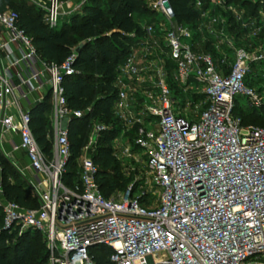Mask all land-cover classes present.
<instances>
[{"label":"built area","instance_id":"built-area-1","mask_svg":"<svg viewBox=\"0 0 264 264\" xmlns=\"http://www.w3.org/2000/svg\"><path fill=\"white\" fill-rule=\"evenodd\" d=\"M26 1L42 12L49 29H56L87 0L66 2L65 10L58 0ZM145 2L159 20L143 27L144 36L116 68L113 115L122 130L112 150L119 148L128 158L133 147L142 150L144 171L156 190L151 207L130 187L116 199L100 195L96 167L86 153L106 129L102 124H92L77 160L76 182L62 183L67 126L82 115L67 108L62 86L74 74L75 54L60 64L45 62L19 29L17 14L0 11V132L16 137L9 146L24 152L32 173L28 185L38 201L36 209H25L0 198L2 228L14 235L40 234L48 264H94L97 246L109 250L111 264H264V128L242 126L234 112L264 104L245 86L251 63L263 56L239 48L231 62L224 55L213 59L191 45V31L174 22L166 0ZM200 5L195 0V8ZM217 23L210 19L211 26ZM161 54L173 65L170 77L178 89L190 82L201 87L203 108L194 119L174 111ZM136 88L141 103L133 105L130 92ZM45 97L48 156L34 140L28 114ZM237 97H243L244 106ZM130 129L129 142L124 133Z\"/></svg>","mask_w":264,"mask_h":264},{"label":"trees","instance_id":"trees-1","mask_svg":"<svg viewBox=\"0 0 264 264\" xmlns=\"http://www.w3.org/2000/svg\"><path fill=\"white\" fill-rule=\"evenodd\" d=\"M69 2L72 0H62ZM166 0L174 22L191 31V45L199 51L209 53L213 59L221 48L207 35L197 43V24L201 12L209 7V0ZM264 10V0H260ZM238 2L242 20L250 21L256 14V3L248 0H224L222 6ZM11 10L17 14V25L30 39L36 54L45 62L62 63L72 55L73 49L81 45L75 54L72 68L74 74L63 80V93L67 108L82 112L80 118H71L67 126L68 157L62 174V183L70 186L77 179V160L82 147L88 140L92 124L98 123L106 129L98 134L93 145L91 160L96 167L95 182L100 195L108 199L117 191L125 190L129 180L124 178L118 162L112 153V141L122 130V125L113 115L116 89L113 79L116 68L130 53L132 46L144 36L143 27L156 19V14L146 5L145 0H87L79 13L64 18L56 29H49L43 22L42 12L26 0H0V11ZM226 29L231 30L234 22L229 13ZM146 20V21H145ZM244 30L241 31L243 33ZM197 37V38H196ZM237 37V35L235 36ZM260 36H257L259 38ZM215 47L218 48L215 50ZM168 72L167 82L173 95L180 89L172 83L170 74L173 65L165 59ZM195 84V83H194ZM203 96V95H202ZM260 108H237L241 125L264 128V117ZM29 126L40 151L48 156L51 145V127L48 120L49 105L45 97L40 103L29 108ZM132 130L124 133L129 142ZM133 150H136L133 147ZM0 198L11 201L25 209H36L38 201L25 179L15 170L0 152ZM140 202L145 201L138 198ZM109 250L97 246L92 248L94 264H111ZM0 264H48L44 242L37 232L26 231L21 235L8 233L2 228L0 207Z\"/></svg>","mask_w":264,"mask_h":264},{"label":"rangeland","instance_id":"rangeland-1","mask_svg":"<svg viewBox=\"0 0 264 264\" xmlns=\"http://www.w3.org/2000/svg\"><path fill=\"white\" fill-rule=\"evenodd\" d=\"M213 1L214 0H209V7L204 10L205 17L197 24L198 38L196 37V42L200 43L207 35H210L211 39L216 41V45L221 46L220 49L217 48L218 50L216 52L218 55H224L228 62H231L232 60L233 51L239 48L247 50L252 57L263 56L262 60L251 63L249 73L245 79V86L255 91L264 103V10L261 8V1L248 0L250 3L257 4V17H254L250 21L242 20V11L237 8L239 5L238 2L232 5L222 6V4H217ZM58 2L61 4L63 10L68 7L65 1L58 0ZM225 13H229L234 21L228 25H231L232 27L230 31L226 29V17L222 15ZM238 17H240V19ZM212 18H216L218 22L214 26L210 25V19ZM63 19L64 18H61V21ZM242 30H244L243 33H241ZM236 35L237 37H235ZM257 36L260 37L257 38ZM161 56L162 60L166 59L164 54H161ZM150 57L151 55L145 59L148 60ZM142 65L145 66V64ZM148 69H150V67H148ZM148 74L151 73L149 72ZM148 74L143 75L145 76L143 82L145 83V86L148 85V81H150V79L147 78ZM135 90L137 92H130L131 99L133 98V105L141 103V97L138 94L140 89L136 88ZM172 97L174 111H178L183 115L185 114L188 119H194L198 112L203 108L201 87L192 82L188 83V85L183 90H180L177 95L172 94ZM237 98L238 104L244 106L245 100L243 97ZM259 111L260 115L264 117V108ZM112 146H114L113 142ZM118 149L119 148L112 150V153L115 152V156L113 155V157L119 164L121 175L129 180L126 189L130 187L131 194L138 198H142L143 200L145 199V201L142 202L145 206H153L156 198V190L150 183L149 177L144 171L143 158L141 157L142 150L132 149L133 155L128 158L125 155H122L121 151ZM92 155V149L86 153V156L90 158ZM125 190L117 191L110 198H118Z\"/></svg>","mask_w":264,"mask_h":264},{"label":"crops","instance_id":"crops-1","mask_svg":"<svg viewBox=\"0 0 264 264\" xmlns=\"http://www.w3.org/2000/svg\"><path fill=\"white\" fill-rule=\"evenodd\" d=\"M158 20L159 18L156 16L155 21ZM11 140L13 142H17L16 137L4 133L2 134L0 132V152L10 162V164L15 168V170L25 179V181L29 183L31 180L32 173L28 168L25 154L21 150H11L9 146Z\"/></svg>","mask_w":264,"mask_h":264},{"label":"water","instance_id":"water-1","mask_svg":"<svg viewBox=\"0 0 264 264\" xmlns=\"http://www.w3.org/2000/svg\"><path fill=\"white\" fill-rule=\"evenodd\" d=\"M80 46H81V45L79 44L78 46H76V47L73 49V53H74V54H77V52H78ZM65 127H66V123H65V120H64V121H62L60 128H61V130H64Z\"/></svg>","mask_w":264,"mask_h":264}]
</instances>
